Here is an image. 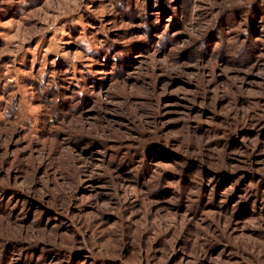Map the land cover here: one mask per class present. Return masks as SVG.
Masks as SVG:
<instances>
[{"label": "rangeland", "instance_id": "374dc122", "mask_svg": "<svg viewBox=\"0 0 264 264\" xmlns=\"http://www.w3.org/2000/svg\"><path fill=\"white\" fill-rule=\"evenodd\" d=\"M0 264H264V0H0Z\"/></svg>", "mask_w": 264, "mask_h": 264}, {"label": "trees", "instance_id": "16d2710c", "mask_svg": "<svg viewBox=\"0 0 264 264\" xmlns=\"http://www.w3.org/2000/svg\"><path fill=\"white\" fill-rule=\"evenodd\" d=\"M105 49L107 50L108 49V46ZM102 53H103V50L100 51V49H98L97 51H94V54L97 55V56L99 54V57L101 56ZM104 55H105V53H104Z\"/></svg>", "mask_w": 264, "mask_h": 264}]
</instances>
